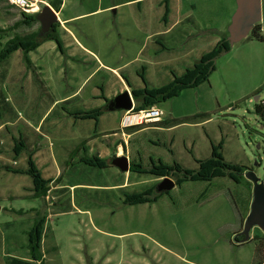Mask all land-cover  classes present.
Returning <instances> with one entry per match:
<instances>
[{
    "label": "rangeland",
    "instance_id": "374dc122",
    "mask_svg": "<svg viewBox=\"0 0 264 264\" xmlns=\"http://www.w3.org/2000/svg\"><path fill=\"white\" fill-rule=\"evenodd\" d=\"M126 1L62 0L60 20L66 21L55 30L60 47L48 40L27 55L19 50L0 62V264L10 257L28 259L31 209L46 216L45 264H264L261 230L253 228L248 242H237L252 200V184L244 176L238 184L227 177L187 181L153 202L127 205L126 195L133 192L152 190L150 198L157 196L162 179L125 175L110 163L98 169L80 162L96 155L111 162V148L126 138L121 151L125 148L130 165L144 170L158 163L196 170L197 161L208 159L219 144L225 162L244 173L256 157L264 166V115L256 112L264 100V43L251 32L216 59L207 82L157 106L161 123L126 131L120 124L125 112L105 109L125 90L102 67L93 74L92 53L120 67L126 85L157 89L191 68L228 31L226 21L210 18L212 27L184 25L170 33L164 21L167 0L122 4ZM182 3L195 4L196 14L204 16L212 9L227 15L232 7V0ZM21 14L0 3V51L14 35L39 30V24L14 28ZM179 31L190 35L173 44ZM97 108L104 109L97 122L73 117ZM29 156L44 178L53 180L46 203L29 196L30 177L4 169H26ZM252 172L264 181L263 168Z\"/></svg>",
    "mask_w": 264,
    "mask_h": 264
},
{
    "label": "trees",
    "instance_id": "16d2710c",
    "mask_svg": "<svg viewBox=\"0 0 264 264\" xmlns=\"http://www.w3.org/2000/svg\"><path fill=\"white\" fill-rule=\"evenodd\" d=\"M1 2H6L8 6L15 8L14 6L10 5L7 0H0V3ZM49 5L54 11L59 12L62 6V0H54L52 3H49ZM21 13L22 19L14 25V28L17 29L22 26L31 28L33 25L39 24L34 14L28 15L23 12ZM58 26L59 23L56 24L55 30ZM39 30L37 32H33L24 36H20L17 34L14 35L11 39H9L0 51V62L4 61L12 53L19 50L27 55L28 53L35 51L38 47H40L42 42L48 40L55 41L60 47V42L59 39L56 37L55 30L47 37L42 39H39ZM3 32L4 30L0 28V33ZM251 36L254 40L264 43V36L262 34V28L260 24H257L253 27L251 31ZM230 49L231 45L228 42L227 38L221 39L208 54L202 56L198 61L194 63L191 68L187 69L181 76H174L173 81L170 84L161 88L150 89L148 87H144L141 89H134L130 86L129 83H127V86L132 89L131 94L133 96V100L136 102L132 113L136 115L144 110L157 107L159 104L177 97L182 91L186 89L197 88L203 83L207 82L212 73L216 70V59L223 53L229 52ZM123 80L125 81V83L127 82L124 78ZM256 112L258 114L264 115V105L259 104V106L256 107ZM103 114L104 109L97 108L88 111H78L73 114V117L77 121L92 120L97 122L99 118L103 116ZM139 126L141 125L125 127L124 130L131 131ZM126 134L131 133L127 132ZM122 143L123 142H121V144ZM22 147V143H19V145L15 147L17 156L19 155ZM78 151H80V148L76 149V153ZM221 151L222 144H219L218 146H212V152L210 157L205 160L197 161L198 167L196 170L184 169L178 164H174L173 166H166L162 163H158L157 165H152V167L147 171L144 170L140 165L131 164L129 172L148 174L156 179L174 176L176 177V185L178 186L187 181L211 182L216 178L224 177H227L236 184L240 183V180L244 176V172L246 171V169L225 162ZM33 157H28L27 168L24 170H15L6 166L4 167V169L7 172H12L14 174H24L30 177L32 182V188H30L29 190V196L33 199L45 202L51 190V183L53 182V180L44 178L41 171L34 163ZM80 162L84 163L89 167L98 169H105L109 166L110 163L107 160L101 158L99 155L82 158L80 159ZM58 180L59 178L56 179L55 182H57ZM152 194V190H146L140 193L133 192L126 195V200L124 203L127 205L145 204L148 202L155 201L158 196L161 195L158 194L157 196L150 198ZM18 213L20 215L24 214L23 212ZM27 213H33L32 217L34 220L32 228L27 232V249L29 252V257L28 259L10 257L8 258L6 264H45L43 259V253L41 250V243L43 238L44 225L46 222V216L42 213V211L37 209H31ZM255 239L259 240V237L254 238V240ZM260 239L262 240L261 250L263 249L264 251V236Z\"/></svg>",
    "mask_w": 264,
    "mask_h": 264
},
{
    "label": "water",
    "instance_id": "95a60500",
    "mask_svg": "<svg viewBox=\"0 0 264 264\" xmlns=\"http://www.w3.org/2000/svg\"><path fill=\"white\" fill-rule=\"evenodd\" d=\"M35 18L40 25L39 36L43 38L51 34L54 31V25L59 23L57 13L49 5H45L35 15ZM260 20L261 0H237V9L228 28L227 40L230 45L233 46L244 40ZM254 101H259V97H255ZM133 108V96L128 90L113 97L106 105V110L109 112H128ZM257 148L259 149V146ZM110 165L116 167L122 173H128L130 169L128 159L124 155L113 157ZM244 177L252 184V200L249 213L243 223L242 232L239 234V236L244 237L239 242L240 244L249 241L250 231L253 228H258L264 234V181H261L252 171L244 173ZM161 179L158 192H168L175 187V182L169 177Z\"/></svg>",
    "mask_w": 264,
    "mask_h": 264
},
{
    "label": "crops",
    "instance_id": "0c3cea01",
    "mask_svg": "<svg viewBox=\"0 0 264 264\" xmlns=\"http://www.w3.org/2000/svg\"><path fill=\"white\" fill-rule=\"evenodd\" d=\"M136 1L137 0H128V1H126L124 3H122V4L131 3V5H132V3L134 4ZM167 2H168V5L167 6H169L167 8L168 16H167V18H165L164 21H165V26L167 27V30H170V33L174 32L176 29H182L184 27V25H191L194 28H198V29H204L206 27H212V25H210V23H211L210 18H212L214 20H223V21H226V26H227V30H228V28L231 25L232 17L235 14L236 9H237V0H232V7L228 11L227 15H225L223 13L216 15L215 10L212 9V10H205L203 14H206L207 16H204L202 14L201 15H197L196 14V10H195L196 9V6L193 3H191L190 6H186L185 4L182 3V0H167ZM122 4L110 5L106 9H111V8H113L115 6H119V5H122ZM56 13H57V16H58V20H60V14H59V12H56ZM261 20H262L261 28H262V32L264 33V0H261ZM261 20H260V22H261ZM60 21H61V23L59 25L63 28L64 27V23H65L66 20H63V21L60 20ZM155 34L156 33H154L153 36ZM175 35H177L178 37L177 38L176 37L171 38L173 44L178 43V41L180 39H183L184 40L185 37L189 36L190 34L187 33V31L186 32L179 31ZM228 35L229 34H228V31H227L226 37L225 36H223V37L224 38H227ZM149 37H152V35H148L147 36V38H149ZM217 43H218V41H217ZM216 44H214V46ZM211 50H212V48L210 49V51ZM77 55H79V54H77ZM92 55L94 56V60L97 62L96 69L94 70L93 74L97 71L98 68H101L102 67V69H104L106 72H108L111 75L115 76L117 79L119 78V81L121 82V85H122V89L121 90H128L129 93L131 94V90L132 89L130 87H128L124 83V81L122 79V76H120V74H119V71H120L119 68L120 67H113V66L108 65L106 63H102L100 61L99 57H97L95 55V53H92ZM141 88L142 87H140V86L134 87V89H141ZM124 116H125V114H123L121 116V122H120V124H123L122 126L125 125V121H124L125 118H124ZM159 122H161V118H160V120L157 123H159ZM153 124H155V123H153ZM112 134H113V136L115 138L118 136L117 131H112ZM121 136L124 137V136H127V134L125 132H121ZM124 140H126V138L125 139H120V142H123L122 143L123 146H124ZM120 144L121 143H116V145L111 148L110 153L112 154V158L115 157V156H120V155L121 156H123V155L126 156L125 148L123 149V152H122L121 151V145ZM126 174H130V172L125 173V175ZM45 203H46V201H45Z\"/></svg>",
    "mask_w": 264,
    "mask_h": 264
},
{
    "label": "built area",
    "instance_id": "2783aa9c",
    "mask_svg": "<svg viewBox=\"0 0 264 264\" xmlns=\"http://www.w3.org/2000/svg\"><path fill=\"white\" fill-rule=\"evenodd\" d=\"M7 2L14 6L19 11L25 14H38L42 7L45 5L43 0H7ZM260 104L264 105V100L260 101ZM131 111L125 112L124 127H130L133 123L135 124H145V123H157L161 116L162 112L156 107H153L148 110H144L139 114L134 115Z\"/></svg>",
    "mask_w": 264,
    "mask_h": 264
},
{
    "label": "flooded vegetation",
    "instance_id": "af4514ba",
    "mask_svg": "<svg viewBox=\"0 0 264 264\" xmlns=\"http://www.w3.org/2000/svg\"><path fill=\"white\" fill-rule=\"evenodd\" d=\"M55 26H56V24L54 25V30H55ZM254 163H255V165H254V167L252 168V169H250L249 171H254V168L256 167V168H263L264 169V166L262 165V160H261V157H256L255 158V160H254ZM147 171V170H146ZM171 177V176H170ZM158 185L159 184H157V186H156V188H155V191L156 192H158ZM175 185H176V180H175ZM164 193H167V192H162V193H160V192H158V194H164ZM243 227V226H242ZM242 232V228H241V230H240V233ZM243 236H240L239 237V241H237V242H240L241 240H243Z\"/></svg>",
    "mask_w": 264,
    "mask_h": 264
},
{
    "label": "clouds",
    "instance_id": "9594fccd",
    "mask_svg": "<svg viewBox=\"0 0 264 264\" xmlns=\"http://www.w3.org/2000/svg\"><path fill=\"white\" fill-rule=\"evenodd\" d=\"M36 15V14H35Z\"/></svg>",
    "mask_w": 264,
    "mask_h": 264
}]
</instances>
